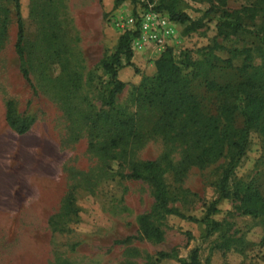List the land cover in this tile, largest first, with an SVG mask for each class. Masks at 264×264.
Masks as SVG:
<instances>
[{"label": "rangeland", "instance_id": "1", "mask_svg": "<svg viewBox=\"0 0 264 264\" xmlns=\"http://www.w3.org/2000/svg\"><path fill=\"white\" fill-rule=\"evenodd\" d=\"M186 1L203 28L189 32V24L172 22L175 34L166 46L145 48L153 51L152 59H135L134 66L119 71L125 87L110 105L113 84L102 61L115 52L123 33L135 30L127 26L135 17L130 2L116 8L115 0H20L28 81L15 47V6L0 0V264H180L159 253L188 258L196 247L203 264H264V214L245 215L232 198L212 215L220 230L202 239L207 223L188 217L201 220L217 198L226 158L203 168L191 164L200 150L191 135L185 137L189 131L167 125L161 109L142 97L156 76V61L172 49L178 64L202 62L189 91L202 109L217 114L219 104L204 81L238 82L246 52L253 65H263L264 11L250 20L242 11L259 0H228L227 7L214 0ZM143 11L138 6L137 15ZM224 11L240 13L244 31L221 36ZM213 59L224 68L214 69ZM227 59H233V68H225ZM8 101L20 120L33 122L23 135L7 121ZM263 130L264 120L251 133L231 188L264 200ZM146 161L160 164L169 208L185 215L151 218L159 239L142 231L143 217L156 205L153 188L123 178ZM67 194L73 204L65 213Z\"/></svg>", "mask_w": 264, "mask_h": 264}, {"label": "trees", "instance_id": "2", "mask_svg": "<svg viewBox=\"0 0 264 264\" xmlns=\"http://www.w3.org/2000/svg\"><path fill=\"white\" fill-rule=\"evenodd\" d=\"M214 1L221 7L228 5V0ZM12 2L15 6L18 30L16 52L23 66V75L29 81V71L25 67V29L20 14V0H12ZM125 2H130L134 6L135 16L138 14L137 8L140 6L145 10L167 15L172 22L177 24H189V32H195L204 26L202 20L191 18L188 13L190 7L186 0H115L114 4L117 8ZM259 11H264V0H259L251 7L244 8L242 12H248L250 20H255L256 13ZM218 28L219 34L226 38L232 35L236 36L245 29L240 13L233 14L225 11ZM253 33L256 37L262 36V33ZM138 36V29L123 33L117 41L115 52L102 61L103 68L110 74L113 84V88L109 92L108 103L110 105L115 103L117 96L125 87V84L118 79L119 71L134 66L132 62L134 51L131 41ZM245 54L244 64L238 71V82L222 85L212 79L204 81L205 90L207 93L213 94L219 104L217 114L202 109L197 97L189 91L191 79L199 76L196 68L202 62L186 59L184 63L178 64L172 49H167L156 61L157 72L156 76L151 79L152 84H149V93L145 89L142 94L144 100L149 99L150 104H155L161 109V119H164L167 125L178 126L182 132L189 131L184 133L185 137L191 135L192 141L196 142L197 148L200 150L198 155L189 158L191 164L194 163L203 168L216 162L220 157L226 158L225 166L216 184L217 198L209 204L201 220L188 217L194 222L207 223L202 239H207L220 230L221 224L212 219V215L218 213L217 206L222 200L232 198L239 201L245 215L264 214V200L258 194L247 189L241 193L233 191L231 188L232 177L250 145L251 133L264 120V61L263 65L255 66L252 64L253 59L248 52ZM219 62L220 59H213L210 64H213L214 69H219L223 67ZM222 63L226 64L225 68L234 66L233 59H227ZM188 67L194 69L185 74L184 69ZM148 80L146 79V81ZM6 118L9 125L22 135L29 131L33 123L27 119L20 120L13 101L7 102ZM238 119L241 121L240 124H238ZM262 132L264 133V130ZM159 168L160 164L157 161H146L134 164L130 172L123 175V178L146 181L153 188L156 205L149 216L143 217L142 231L145 237L156 239L161 238L162 233L151 223V218L162 220L173 214L185 218V215L180 211L169 208L164 180ZM72 204V194H67L64 199L65 213L70 210ZM53 219L50 221L51 226L54 224ZM199 254L200 247H196L191 250L188 258L179 257L175 251L160 252L159 257L175 259L180 264H203Z\"/></svg>", "mask_w": 264, "mask_h": 264}, {"label": "built area", "instance_id": "3", "mask_svg": "<svg viewBox=\"0 0 264 264\" xmlns=\"http://www.w3.org/2000/svg\"><path fill=\"white\" fill-rule=\"evenodd\" d=\"M136 16L127 21L128 27H134L139 31V36L133 41V51L143 50L149 45L162 48L174 37V24L166 15L145 10Z\"/></svg>", "mask_w": 264, "mask_h": 264}, {"label": "crops", "instance_id": "4", "mask_svg": "<svg viewBox=\"0 0 264 264\" xmlns=\"http://www.w3.org/2000/svg\"><path fill=\"white\" fill-rule=\"evenodd\" d=\"M144 51L141 50V49H140V51H135V56L133 57V59H134L133 63L134 62L136 63V60L135 59H140L141 61H144V60L152 59L153 58V55H152L153 54L152 53L153 51H151V50L147 51V49H145ZM125 69H123V70H125Z\"/></svg>", "mask_w": 264, "mask_h": 264}]
</instances>
